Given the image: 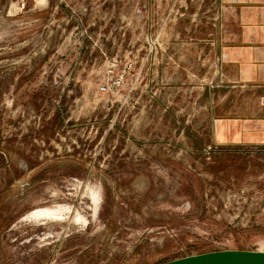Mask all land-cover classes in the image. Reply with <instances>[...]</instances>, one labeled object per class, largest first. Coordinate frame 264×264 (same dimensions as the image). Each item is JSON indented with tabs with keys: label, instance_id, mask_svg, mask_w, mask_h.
I'll return each instance as SVG.
<instances>
[{
	"label": "rangeland",
	"instance_id": "obj_1",
	"mask_svg": "<svg viewBox=\"0 0 264 264\" xmlns=\"http://www.w3.org/2000/svg\"><path fill=\"white\" fill-rule=\"evenodd\" d=\"M192 2L0 0V148L23 173H0V264L264 250V145L222 62L163 42Z\"/></svg>",
	"mask_w": 264,
	"mask_h": 264
},
{
	"label": "crops",
	"instance_id": "obj_2",
	"mask_svg": "<svg viewBox=\"0 0 264 264\" xmlns=\"http://www.w3.org/2000/svg\"><path fill=\"white\" fill-rule=\"evenodd\" d=\"M215 3L216 0H204L201 4L192 2L188 14L193 18H184L182 12V19L174 24L175 36L170 42L169 38L163 42L166 47L174 40L176 44H190L191 58L195 56V60L197 56L200 59L202 46L207 62L213 60L215 63L216 59L222 62L229 88L223 97L226 101L237 95L242 139L264 145V105L261 101L264 96V0H219L218 7ZM165 28L167 33V24ZM161 30H164L162 25ZM164 55L180 58L171 52ZM208 86L209 94H213L214 85ZM215 132L218 137L219 133H224L222 128ZM192 135L200 140L198 133Z\"/></svg>",
	"mask_w": 264,
	"mask_h": 264
},
{
	"label": "water",
	"instance_id": "obj_3",
	"mask_svg": "<svg viewBox=\"0 0 264 264\" xmlns=\"http://www.w3.org/2000/svg\"><path fill=\"white\" fill-rule=\"evenodd\" d=\"M159 264H264V250L219 249L179 257Z\"/></svg>",
	"mask_w": 264,
	"mask_h": 264
},
{
	"label": "trees",
	"instance_id": "obj_4",
	"mask_svg": "<svg viewBox=\"0 0 264 264\" xmlns=\"http://www.w3.org/2000/svg\"><path fill=\"white\" fill-rule=\"evenodd\" d=\"M3 149L0 148V173L6 175V178L10 180H17L18 178L23 176V173L20 172L19 168L6 156H3ZM7 155V154H5ZM31 169H33L31 165ZM14 220L10 219L11 224Z\"/></svg>",
	"mask_w": 264,
	"mask_h": 264
},
{
	"label": "built area",
	"instance_id": "obj_5",
	"mask_svg": "<svg viewBox=\"0 0 264 264\" xmlns=\"http://www.w3.org/2000/svg\"><path fill=\"white\" fill-rule=\"evenodd\" d=\"M109 74L112 76V85L114 87H118L121 86L124 82V78H125V72H120V73H116L115 72V66H110L109 67ZM109 88V84H101L99 86V91L104 93L106 91H108ZM262 103H264V96L261 99Z\"/></svg>",
	"mask_w": 264,
	"mask_h": 264
}]
</instances>
